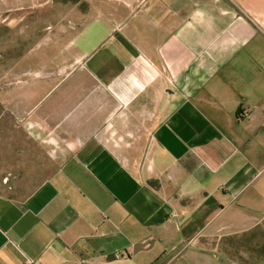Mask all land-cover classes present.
<instances>
[{"label": "crops", "instance_id": "crops-1", "mask_svg": "<svg viewBox=\"0 0 264 264\" xmlns=\"http://www.w3.org/2000/svg\"><path fill=\"white\" fill-rule=\"evenodd\" d=\"M23 43L40 68L6 61ZM24 188L0 192V264H243L264 0H0V190Z\"/></svg>", "mask_w": 264, "mask_h": 264}, {"label": "rangeland", "instance_id": "rangeland-1", "mask_svg": "<svg viewBox=\"0 0 264 264\" xmlns=\"http://www.w3.org/2000/svg\"><path fill=\"white\" fill-rule=\"evenodd\" d=\"M35 16L37 19H41L43 21L48 20V15H45L44 13H35ZM60 18H64L65 22H68L71 24V26H74L75 22L74 19H72V16L68 17L67 14H58L57 15V21H60ZM32 19L29 17L25 18V22L31 21ZM52 22L55 21L54 16L51 18ZM30 44L23 43L19 47L17 51L14 53L6 56V61H9L10 63H13L14 58H19V63H23L26 65H30L31 68H40L42 64L38 62L37 60L32 61L30 59L31 55L33 54L32 50L29 49ZM29 49V51H28ZM37 53V52H36ZM12 60V61H11ZM26 60V62H25ZM42 176V175H40ZM5 179V178H4ZM29 189H20V190H0V192H7V193H13L14 195H24L28 193ZM252 238H245L241 239L244 243V247L242 248L240 245H236V252H235V258L243 262V264H264V236L260 233H255ZM238 242L241 243L240 239H238Z\"/></svg>", "mask_w": 264, "mask_h": 264}, {"label": "built area", "instance_id": "built-area-1", "mask_svg": "<svg viewBox=\"0 0 264 264\" xmlns=\"http://www.w3.org/2000/svg\"><path fill=\"white\" fill-rule=\"evenodd\" d=\"M30 264H39V263H30Z\"/></svg>", "mask_w": 264, "mask_h": 264}]
</instances>
